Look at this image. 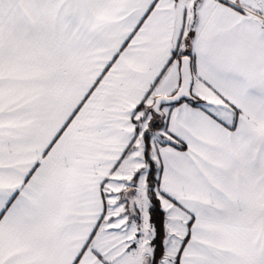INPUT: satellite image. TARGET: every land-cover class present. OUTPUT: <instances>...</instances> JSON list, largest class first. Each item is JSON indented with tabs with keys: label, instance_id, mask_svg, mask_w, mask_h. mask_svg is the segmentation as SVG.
Segmentation results:
<instances>
[{
	"label": "snow or ice",
	"instance_id": "snow-or-ice-1",
	"mask_svg": "<svg viewBox=\"0 0 264 264\" xmlns=\"http://www.w3.org/2000/svg\"><path fill=\"white\" fill-rule=\"evenodd\" d=\"M0 264H264V0H0Z\"/></svg>",
	"mask_w": 264,
	"mask_h": 264
}]
</instances>
